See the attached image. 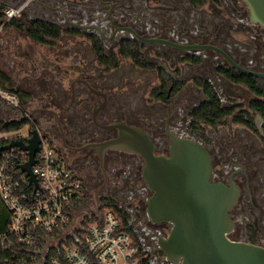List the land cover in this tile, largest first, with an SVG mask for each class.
Instances as JSON below:
<instances>
[{
    "label": "flooded vegetation",
    "instance_id": "flooded-vegetation-1",
    "mask_svg": "<svg viewBox=\"0 0 264 264\" xmlns=\"http://www.w3.org/2000/svg\"><path fill=\"white\" fill-rule=\"evenodd\" d=\"M224 1L28 0L34 18L60 27L59 38L77 36L76 47L58 54L75 74L66 88L60 89L53 80L50 84L56 113L17 115L11 120H25L26 128L13 131L28 137L37 127L48 135L85 185L87 204L78 213L80 223L92 215L98 201L113 199L149 264H175L158 245L170 224L152 222L147 216L151 191L141 176V155L107 147L99 158L97 143L118 134L116 127L108 126L112 121L143 128L158 154H168L170 133L205 146L212 165L210 180L226 185L233 181L239 187L237 203L228 212L234 226L227 236L264 246L263 122L250 108L257 96L226 76L233 67L221 53L264 72V28L249 20L243 0ZM26 61L32 68L33 60ZM44 65L43 75H50ZM18 82L34 91L26 80ZM206 83L230 113L220 123H202L199 128V110L209 100ZM241 87L253 94L243 104L237 100ZM241 117L251 122L236 120ZM95 165L94 179L89 170ZM95 182L99 189L105 183L110 187L91 198L89 187Z\"/></svg>",
    "mask_w": 264,
    "mask_h": 264
},
{
    "label": "water",
    "instance_id": "water-1",
    "mask_svg": "<svg viewBox=\"0 0 264 264\" xmlns=\"http://www.w3.org/2000/svg\"><path fill=\"white\" fill-rule=\"evenodd\" d=\"M243 1L249 9V20L264 28V0ZM73 38L76 37L68 39ZM221 53L233 68L264 77V72L246 68L222 50ZM29 60H33V67L22 59L27 67L18 70V73L24 72L20 78L33 86L35 92L31 90V101L38 104L35 110L41 114H54L57 108L52 104L54 94L50 84L53 80L60 89L66 88L75 74L74 69L56 70L54 65H49L47 71L51 74L43 75L45 67H41V62L35 57ZM16 61L21 59L16 58ZM108 126L116 127L118 134L97 143L99 158L102 159L107 147L142 156L141 176L151 191L146 198L147 216L152 222L170 224L167 235L160 237L158 243L168 261L175 264H264L263 245L232 240L227 236L234 226L228 212L237 203L239 187L233 181L226 185L210 180L212 165L205 146L194 139L170 133L168 154H158L154 152L153 139L140 126L120 121H112ZM39 143V128L34 127L29 130L27 138L11 137L7 143L1 144L0 154L12 147L26 151L28 159L19 168L35 182L31 166Z\"/></svg>",
    "mask_w": 264,
    "mask_h": 264
},
{
    "label": "built area",
    "instance_id": "built-area-1",
    "mask_svg": "<svg viewBox=\"0 0 264 264\" xmlns=\"http://www.w3.org/2000/svg\"><path fill=\"white\" fill-rule=\"evenodd\" d=\"M24 7V3L3 6V22L20 16ZM0 101L28 116L19 110L16 92L0 86ZM39 133V149L31 166L35 182L19 168L28 159L26 151L12 147L0 154V202L9 213L3 241L8 247L16 244L29 250L37 264L46 259L47 264H137L144 251L113 204L98 201L91 215L94 220L86 227L80 223L78 213L87 204L83 180L48 135ZM8 136L27 138L21 131Z\"/></svg>",
    "mask_w": 264,
    "mask_h": 264
},
{
    "label": "trees",
    "instance_id": "trees-1",
    "mask_svg": "<svg viewBox=\"0 0 264 264\" xmlns=\"http://www.w3.org/2000/svg\"><path fill=\"white\" fill-rule=\"evenodd\" d=\"M204 1L205 0H193V2L196 4H201ZM2 8L3 5H0V20L1 19L3 20ZM6 24L14 27L19 31L24 32L31 41L39 44H45V43L52 44L60 36V27L58 25L39 18H28L24 14L9 19L6 22ZM94 43L96 44V48L98 49L101 48V44L99 41L98 43L94 41ZM225 74L229 79L245 85L254 95L257 96V98L252 100V102L250 103V108L261 118L263 122L261 129L264 132V77L243 73L233 68L230 69L229 71L227 70ZM0 86L16 92L21 100V106L19 110L22 112H28L26 110V106H27L26 102L29 100V98L32 95L31 90L28 87H26L27 89L12 88V78L8 73H6L1 68V66H0ZM204 89L209 97V100L208 102H205L199 110L200 116L196 120L197 126L199 128H201L202 123H209V124L220 123L222 122V118L230 113V110H227L220 106L218 97L216 96L214 90L208 83L204 85ZM0 105H3L1 101H0ZM236 120L246 122V120H244L242 117ZM25 122H26L25 120L22 121L9 120L5 124L1 122L0 132H11L13 130L20 128ZM249 123L246 122L247 125ZM10 139L11 137L9 136L0 138V145L7 143ZM103 200L107 204H111V205L113 204V199L104 198ZM116 210L120 212L119 209L116 208ZM6 212H7L6 215H8V220H9V213L7 210ZM92 220H94L93 216L86 219L83 226L86 227V225ZM6 223L8 222L4 218L0 222V264H37L36 259L32 260L29 257L28 254L29 250H27L24 247L18 246L16 244L13 245V247H8L7 243L3 241L1 235L6 231V227H7ZM248 227L250 230H253V228L250 225ZM44 264H47V259L44 261ZM137 264H149L147 257H143L142 259H140L137 262Z\"/></svg>",
    "mask_w": 264,
    "mask_h": 264
},
{
    "label": "rangeland",
    "instance_id": "rangeland-1",
    "mask_svg": "<svg viewBox=\"0 0 264 264\" xmlns=\"http://www.w3.org/2000/svg\"><path fill=\"white\" fill-rule=\"evenodd\" d=\"M227 1L228 0H225L224 3L226 2L227 4L228 3ZM24 15L26 17L28 16L32 18V15H28V14H24ZM77 39L78 38L76 36V38H73L71 41L70 39L63 38L61 41H54L52 44L51 43L39 44L31 41L24 32L16 30L12 27L1 29L0 30V65L3 68L7 69L9 71V74H11L14 78L15 76L19 77L20 81L25 80V79L22 80L20 78L22 77V75H24V72L21 71L20 73H18V70L19 69L22 70V68L27 67V64H22V59L25 60L35 57L42 64H46V67H49V65H54V69L56 70L64 69L66 71H69L67 66L68 60L61 58V56L58 54L65 52L68 48L76 47L75 44H77L78 42ZM16 58H20L21 61L20 62L16 61ZM42 64L41 67H45V65L42 66ZM13 77H12V82L14 83H12V88L27 89L26 86H23L22 83L17 81L15 82ZM239 93L241 94V96L237 100L240 101L242 104L246 99L251 98L253 96V94L244 87L239 88ZM26 105H27L26 110L28 112L36 113L35 109L38 106V104H36V102L33 103V101H31V97L26 102ZM10 117H16V116L12 114L10 115ZM4 119L7 118L4 117ZM25 128L26 125L24 123L20 129L24 130ZM39 132L41 131L39 130ZM1 133L8 134L10 132H1ZM97 171H98L97 165H95L94 167H90L89 173L92 175V178L94 177L95 179V176L98 177V175L96 174ZM83 176L86 178V174L84 170H83ZM99 186L100 183H96V182L95 184L90 183L89 194L91 198L94 195V193H96V190L99 193H102V190L105 189L106 191H108V187H110V183H105L101 189H99L100 188ZM100 201H104V200L101 199ZM117 202L120 204V202L122 201L119 199L117 200Z\"/></svg>",
    "mask_w": 264,
    "mask_h": 264
},
{
    "label": "crops",
    "instance_id": "crops-1",
    "mask_svg": "<svg viewBox=\"0 0 264 264\" xmlns=\"http://www.w3.org/2000/svg\"><path fill=\"white\" fill-rule=\"evenodd\" d=\"M25 1H26V2H25ZM22 2H24V4L26 3L22 14L32 15V14L30 13V11H28V8H27L28 0H23ZM20 3H21V2H20ZM16 4H19V3H15V2H13V1H4V0H0V5H3V6H7V5H16ZM27 17H28V16H27ZM28 18H31V17H28ZM32 18H34L33 15H32ZM0 21H1V22H0V27H1L0 30H1V29H6V28H8V27H12V26H10V25H7L6 22H3L2 19H1ZM12 28H14V27H12ZM14 29H15V28H14ZM16 30H17V29H16ZM0 66H1V65H0ZM1 68H2L6 73L9 74V71H8L7 69L3 68L2 66H1ZM9 75L11 76V78L13 77L11 74H9ZM13 78H14V77H13ZM14 80H15V82H16V81L18 82L19 77H16V76H15ZM12 83H14V82H12ZM12 114H14L15 116L19 115V113H18L17 110H15V109H11V108L8 107L7 105H0V121H1V122H6V121L11 120V118H13V117H10V115H12ZM4 117L7 118V119H4ZM1 122H0V123H1ZM12 133H14V131L11 132V133H8V134H6V133H1V132H0V138L7 137L8 135H11ZM82 206H84V205L81 204L79 207H75V208H73V211H76L77 209L81 208ZM6 213H7V212H6L5 208H4V206H3V205L1 204V202H0V222H1V220H2L3 218L8 222V215H6ZM6 224H7V223H6Z\"/></svg>",
    "mask_w": 264,
    "mask_h": 264
}]
</instances>
